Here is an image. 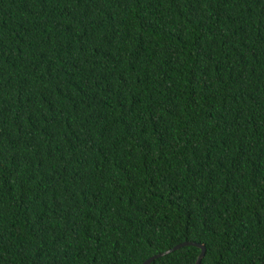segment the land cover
<instances>
[{
    "label": "trees",
    "instance_id": "1",
    "mask_svg": "<svg viewBox=\"0 0 264 264\" xmlns=\"http://www.w3.org/2000/svg\"><path fill=\"white\" fill-rule=\"evenodd\" d=\"M185 241L264 264V0H0V264Z\"/></svg>",
    "mask_w": 264,
    "mask_h": 264
},
{
    "label": "water",
    "instance_id": "2",
    "mask_svg": "<svg viewBox=\"0 0 264 264\" xmlns=\"http://www.w3.org/2000/svg\"><path fill=\"white\" fill-rule=\"evenodd\" d=\"M187 245H193L197 248H199L200 252L196 258V261H195V264H200L201 263V260L202 258L204 257L205 255V252H206V249H205V246L201 243H196V242H191V241H185V242H182V243H179V244H176L175 246H173L172 248H169L163 252H160L158 254H155V255H152L151 257L147 258L146 260H144L141 264H150L154 259L158 258V257H161V256H164L174 250H177L183 246H187Z\"/></svg>",
    "mask_w": 264,
    "mask_h": 264
}]
</instances>
